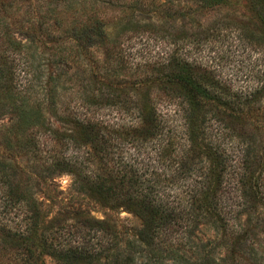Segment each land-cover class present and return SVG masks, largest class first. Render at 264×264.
Instances as JSON below:
<instances>
[{"label":"trees","instance_id":"1","mask_svg":"<svg viewBox=\"0 0 264 264\" xmlns=\"http://www.w3.org/2000/svg\"><path fill=\"white\" fill-rule=\"evenodd\" d=\"M237 5L247 22L224 27L264 54V0H0V262L264 264V65L247 89L176 48L133 79L119 47ZM107 13L125 22L114 40ZM198 32L173 43L213 29ZM159 104L176 105L175 127Z\"/></svg>","mask_w":264,"mask_h":264},{"label":"rangeland","instance_id":"2","mask_svg":"<svg viewBox=\"0 0 264 264\" xmlns=\"http://www.w3.org/2000/svg\"><path fill=\"white\" fill-rule=\"evenodd\" d=\"M163 1V0H162ZM241 13H245L243 5H237L233 7H225L220 10L203 12L198 16V21L194 24L185 20V22H174V26H169L168 23H163L161 26H156L157 28H163L166 33H163L161 30L159 32L150 31L142 34L133 35L132 33L126 34L123 37L121 35V46L120 49L122 53L125 54L126 68L130 71H126V75H130L131 78L140 77L141 73L144 74L146 69L145 64L147 62L154 61H163L167 55L173 53L176 48H178L177 54L185 55L188 59L201 58L203 61H211L217 76H220L223 81L234 82L237 86H247V89L252 88V83L256 81V74L258 75L259 71H262L264 65V54L261 49L252 48L251 50H244L243 47L239 48V43L235 39L237 36L234 28L229 29L224 26L231 24L242 25L247 20L241 16ZM106 20V29L109 38L114 40L117 38L116 35L119 31V28L125 23L122 19H118L117 13H107L104 16H101ZM204 28H211L213 32H210L208 41H201L199 39V46H197L198 41H194V37H191L190 41L176 42L173 41L179 38L177 35L182 31L187 32L188 34H193L194 32L199 33L198 31H203ZM126 38V40H125ZM197 38H203L198 37ZM188 40V39H187ZM125 41V42H124ZM92 58L96 59V64L102 68L101 64L104 60L105 55L100 49H93L91 51ZM85 58V57H84ZM90 60L91 58L88 57ZM89 62H85L87 66H83L84 78H90V67ZM81 64L79 65V70ZM76 70V69H74ZM73 71V70H72ZM129 78V79H131ZM264 102L262 101V104ZM73 105L70 106V108ZM64 110V108H62ZM158 113H163V117L171 121L172 127H175L179 123L178 116L175 115L176 105H158ZM60 113V112H59ZM48 120L53 121L54 115L51 113L46 114ZM59 122H57V125ZM216 124H214V127ZM218 143L225 149L229 154L237 153V144L229 139H222L220 137ZM57 183L60 185V189L67 191L71 182L72 176L68 174H63L56 179ZM39 198V195L37 196ZM91 214L97 219L107 218L110 221H115L119 225H124L125 227H131L135 224V218L123 211L119 210L118 213L114 212H104L99 206L94 203H91L90 206ZM54 209L52 206L48 209V213H51ZM47 213V214H48ZM106 213V216H104ZM203 235L207 237H212L213 232L208 229H203ZM46 264H53L52 260L48 257L45 258ZM0 264H9L8 262H0Z\"/></svg>","mask_w":264,"mask_h":264}]
</instances>
